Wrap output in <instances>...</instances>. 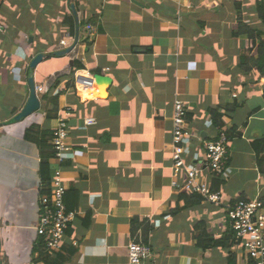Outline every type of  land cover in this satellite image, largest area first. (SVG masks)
Masks as SVG:
<instances>
[{"label":"crops","instance_id":"1","mask_svg":"<svg viewBox=\"0 0 264 264\" xmlns=\"http://www.w3.org/2000/svg\"><path fill=\"white\" fill-rule=\"evenodd\" d=\"M262 1L0 0V264H44L33 261L43 247L39 150L24 135L34 127L52 136L68 107L72 158L49 160L52 177L61 168L73 213L54 254L60 264H131L134 238L151 251L143 264H253L234 242L226 208L264 196V75L254 64ZM70 16L81 22L74 38ZM79 70L93 75L86 88L71 77ZM95 74L111 84H96ZM30 80L39 107L16 119ZM43 94H58L54 118ZM176 97L186 104L193 152L202 154L201 139L229 137V177L201 173L222 192L221 205L171 186ZM89 117L96 123L84 126Z\"/></svg>","mask_w":264,"mask_h":264},{"label":"built area","instance_id":"2","mask_svg":"<svg viewBox=\"0 0 264 264\" xmlns=\"http://www.w3.org/2000/svg\"><path fill=\"white\" fill-rule=\"evenodd\" d=\"M86 31L90 33L93 28L87 24ZM65 40L60 41V46H67ZM75 84L89 86L93 82V75L89 71L79 70L74 73ZM36 91H45L43 86H37ZM72 115L70 107L64 108L56 119L50 138L53 150V160L61 165L63 161L72 158V147L68 142V120ZM172 165L173 180L171 186L177 190H184L197 194L202 200L217 205L223 202L222 192L212 190L211 186L203 181V171L223 180L230 175L228 166V141L229 137L224 132L217 137L202 140V154L191 150L192 133L188 123L185 102L176 97L172 110ZM96 123L95 118H86L84 126ZM183 172L185 181L178 182L177 177ZM66 186L58 166L50 184V194L41 198L38 209L37 231L41 237L43 250L53 256L60 248L65 235V229L73 217L72 212L66 210L64 195ZM226 215L230 220L234 233V242L240 246L252 260L253 264H264V196L254 199L236 198L227 206ZM74 244H76L74 242ZM128 261L131 264H143L151 257V251L137 239L129 242Z\"/></svg>","mask_w":264,"mask_h":264},{"label":"trees","instance_id":"3","mask_svg":"<svg viewBox=\"0 0 264 264\" xmlns=\"http://www.w3.org/2000/svg\"><path fill=\"white\" fill-rule=\"evenodd\" d=\"M1 6V4H0ZM258 12L260 15H263L261 17H264V2L262 1L261 3H259L258 7ZM65 21H67V24L69 25V31L70 33L73 35V38L75 36V32L76 29L81 27V22H76L74 20L73 16L67 17L65 18ZM84 23H89L84 22ZM259 56L258 58L254 61L255 66L257 67V69L259 70V72L261 74L264 75V43H260L259 44ZM49 56V55H47ZM244 58V57H243ZM242 65V63H241ZM76 68H81L79 65H75ZM74 72V71H73ZM74 74L71 76L73 79ZM58 82H56L57 84ZM58 94L54 95V96H48L46 94L41 95L40 99L41 101H45L48 103V105H50V108H48L47 110V117L50 118H54L56 115V111L58 108ZM25 139L32 141L36 144V146L38 147L39 150V158H40V162H39V176H40V190H39V194L41 195V197H45L48 196L50 194V184H51V180H52V176L50 174V164H49V160L53 159V150H52V146L49 143V140L51 138V131H46V130H40V129H36L34 127H29L26 131H25V135H24ZM67 210V208H66ZM68 211V210H67ZM140 219H135L133 218L131 220V225L132 228L135 227L136 223L139 222ZM68 226V225H67ZM67 228V227H66ZM66 232V229H65ZM43 246V245H42ZM36 250L35 248H33V251ZM38 251V257L34 258L33 261H42L44 264H60L62 262V259L60 260L58 257H54L53 256H49L45 253V251L42 248H37Z\"/></svg>","mask_w":264,"mask_h":264},{"label":"water","instance_id":"4","mask_svg":"<svg viewBox=\"0 0 264 264\" xmlns=\"http://www.w3.org/2000/svg\"><path fill=\"white\" fill-rule=\"evenodd\" d=\"M73 9V7H72ZM75 13V12H74ZM70 50V48H66L62 51L59 52H55V55H63L65 53H67ZM44 57L43 54H38L36 55L31 63H30V68H34L37 63ZM94 81L96 84H106L107 86H109L111 84V78L105 75H101V74H95L94 75ZM30 84V95L29 98L24 106V108L22 109V111L16 116V119H19L21 117L27 116L28 114H30L32 111L36 110L39 107V100L36 97L35 94V89H34V85L32 80H30L29 82Z\"/></svg>","mask_w":264,"mask_h":264},{"label":"bare ground","instance_id":"5","mask_svg":"<svg viewBox=\"0 0 264 264\" xmlns=\"http://www.w3.org/2000/svg\"><path fill=\"white\" fill-rule=\"evenodd\" d=\"M81 88H86L85 86H80ZM86 91V90H85ZM89 94L93 95V92H89ZM98 96H103V92L100 90L98 91Z\"/></svg>","mask_w":264,"mask_h":264},{"label":"rangeland","instance_id":"6","mask_svg":"<svg viewBox=\"0 0 264 264\" xmlns=\"http://www.w3.org/2000/svg\"><path fill=\"white\" fill-rule=\"evenodd\" d=\"M103 86H105V85H103Z\"/></svg>","mask_w":264,"mask_h":264}]
</instances>
